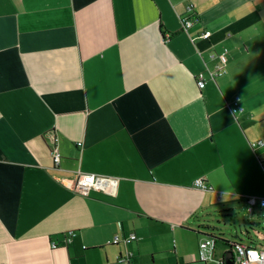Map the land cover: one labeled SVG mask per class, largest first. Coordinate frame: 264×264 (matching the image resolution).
<instances>
[{"label": "crops", "instance_id": "crops-1", "mask_svg": "<svg viewBox=\"0 0 264 264\" xmlns=\"http://www.w3.org/2000/svg\"><path fill=\"white\" fill-rule=\"evenodd\" d=\"M257 140L264 0H0V264L200 263L196 226L264 198ZM77 172L116 192H75Z\"/></svg>", "mask_w": 264, "mask_h": 264}, {"label": "built area", "instance_id": "built-area-1", "mask_svg": "<svg viewBox=\"0 0 264 264\" xmlns=\"http://www.w3.org/2000/svg\"><path fill=\"white\" fill-rule=\"evenodd\" d=\"M194 12L192 6H188L187 13L182 16V25L185 30L191 28L195 21ZM211 35V30L207 29L200 33L199 38H209ZM169 34H165V38H169ZM222 53L221 55H223ZM225 72L224 64L220 60L219 64L216 66L215 71H210L209 74L211 77H216L222 75ZM196 82L199 88H203L206 83V79L203 73H200L196 76ZM232 110L236 113H240L244 110L241 105L239 98H236L233 101ZM53 145L49 148L50 155L53 161L54 166H59L62 159L61 151L58 147V137H54ZM82 145V142L78 143ZM253 150L256 152L259 148L264 147V141L257 140L251 143ZM260 160L263 161V158L258 155ZM117 179L114 177L103 176L100 174L94 173H84L77 172L75 176L69 181V186L77 193L81 195H88L92 190L104 191L109 194H114L117 188ZM194 187L198 189L208 190L211 188L209 183L203 178H197L194 181ZM248 202V210L253 212V210L259 206L264 208V198H259L256 196H249L246 198ZM75 236L74 231L65 232L63 234V242L69 244L73 241ZM131 239H135V234L130 235ZM121 238L117 235L115 236L110 243H118ZM58 242L53 241L52 246H58ZM216 240L212 237H204L199 244V260L201 262H207L210 260L216 261L217 264H227V261H231L232 264H264V245L253 246L247 243H239L232 250V258L226 259V253H224L220 258H216Z\"/></svg>", "mask_w": 264, "mask_h": 264}, {"label": "rangeland", "instance_id": "rangeland-1", "mask_svg": "<svg viewBox=\"0 0 264 264\" xmlns=\"http://www.w3.org/2000/svg\"><path fill=\"white\" fill-rule=\"evenodd\" d=\"M243 201V200H241ZM248 203L246 201L240 202L236 204V214L233 215L232 217H226L223 218L221 216H217V212L214 213L216 216L212 217V218H207L203 221H207L210 222L212 225H217L218 228L213 230V232L215 233V235L217 237H220V233H222L223 237L226 239H232L231 234L235 233L236 231L241 233L240 235H242L244 237V233H245V227L244 225L249 226V223L253 222L254 224L257 222H263V211H260L259 206H257L255 208L254 212H250L248 210ZM221 219V221L219 223H217V220ZM225 220V221H224ZM259 231L257 230H251L250 234L251 236L255 237V236H260L262 235V229L257 228ZM257 232H259V234L257 235ZM181 234H183L184 236H187L183 241H180V245L182 246H188L189 245V241L191 240L192 242V235H186L184 232H181ZM190 239V240H189ZM176 242V239H175ZM183 243V244H182ZM229 246L225 245L221 240L217 241V249H216V253L217 256H221V254L228 249ZM173 253V246L171 248V251L168 253V255L170 253ZM171 256V255H170ZM167 264H175L174 260L171 261V263H167ZM183 264V263H182ZM190 264H203V263H190ZM209 264H217L216 261H209Z\"/></svg>", "mask_w": 264, "mask_h": 264}, {"label": "trees", "instance_id": "trees-1", "mask_svg": "<svg viewBox=\"0 0 264 264\" xmlns=\"http://www.w3.org/2000/svg\"><path fill=\"white\" fill-rule=\"evenodd\" d=\"M260 211H263V222H264V208L259 207ZM255 211V209L253 210V212ZM236 214L235 208H229V209H222L220 211L217 212V216H221L223 218L226 217H232L233 215ZM221 221V219L217 220V223H219ZM225 221V220H224ZM245 227V233H244V237L242 235H240L241 233L239 232H235L232 233V239H226L223 237L222 233H220V237H217L215 235V233L213 232V230L217 229L218 226L212 225L210 222L205 221V223L197 225L196 226V231L198 233H203V234H209L210 237L214 238L217 241L221 240L225 245L229 246L228 248L230 250H233L235 248V246L239 243H247L253 246H257V245H264V223H261L260 221L257 223H249V226L244 225ZM257 228L262 229V235H258L259 232H257L258 236H251L250 232L251 230H257L259 231Z\"/></svg>", "mask_w": 264, "mask_h": 264}, {"label": "water", "instance_id": "water-1", "mask_svg": "<svg viewBox=\"0 0 264 264\" xmlns=\"http://www.w3.org/2000/svg\"><path fill=\"white\" fill-rule=\"evenodd\" d=\"M203 237H210V235L209 234H201ZM232 258V250H227V252H226V259H231ZM227 264H232V262L229 260V261H227Z\"/></svg>", "mask_w": 264, "mask_h": 264}, {"label": "flooded vegetation", "instance_id": "flooded-vegetation-1", "mask_svg": "<svg viewBox=\"0 0 264 264\" xmlns=\"http://www.w3.org/2000/svg\"><path fill=\"white\" fill-rule=\"evenodd\" d=\"M228 250H229V248H228Z\"/></svg>", "mask_w": 264, "mask_h": 264}]
</instances>
